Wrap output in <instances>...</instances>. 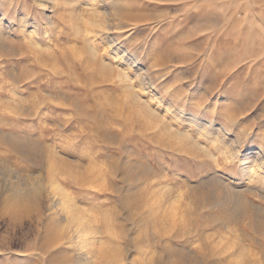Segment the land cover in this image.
<instances>
[{
	"label": "rangeland",
	"instance_id": "374dc122",
	"mask_svg": "<svg viewBox=\"0 0 264 264\" xmlns=\"http://www.w3.org/2000/svg\"><path fill=\"white\" fill-rule=\"evenodd\" d=\"M263 164L264 0H0V264H264Z\"/></svg>",
	"mask_w": 264,
	"mask_h": 264
},
{
	"label": "bare ground",
	"instance_id": "6f19581e",
	"mask_svg": "<svg viewBox=\"0 0 264 264\" xmlns=\"http://www.w3.org/2000/svg\"><path fill=\"white\" fill-rule=\"evenodd\" d=\"M24 19V18H23ZM207 125V124H206ZM217 134V133H216ZM231 156H232V154H230ZM229 155V156H230ZM260 160V159H259ZM264 165V164H263ZM262 166V165H261ZM260 165H256V170L257 171H259V169L260 168H262ZM262 173V172H261ZM258 174V173H257ZM260 174V173H259ZM263 175V174H262ZM264 176V175H263ZM251 177V176H250ZM53 184H54V187H55V189H58V185L56 184V182H52ZM13 187V186H12ZM34 188V187H33ZM33 188H31V189H25V190H23V189H21V188H11L9 191H10V193L9 194H6L5 195V197H0V203L1 204H3L4 202H5V199H10V200H12L13 198H16V199H18L19 200V198L20 197H22L23 195H25L26 196V198H28V196H30V193L32 194V195H37V190L35 189H33ZM60 189V188H59ZM58 189V190H59ZM28 191V192H27ZM5 192V191H4ZM8 197V198H7ZM22 199V198H21ZM20 199V200H21ZM24 199V198H23ZM50 208H52V206L50 205ZM49 208V209H50ZM52 211V210H51ZM51 211H50V214H51ZM52 215V214H51ZM50 216V215H49ZM72 228V227H71ZM71 231H72V229H71ZM69 232V233H66L67 235H65L64 236V240L65 241H70L71 240V242L73 241V243L75 244V246H77L78 245V239H76V240H73L74 238H78V235H77V233L79 232L78 231V228H74V231H72V232ZM75 234V235H74ZM80 234V233H79ZM74 235V236H73ZM81 235V234H80ZM80 238V237H79ZM80 255H81V252H80Z\"/></svg>",
	"mask_w": 264,
	"mask_h": 264
}]
</instances>
